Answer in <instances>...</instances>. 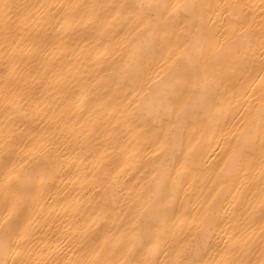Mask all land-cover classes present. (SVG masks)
Listing matches in <instances>:
<instances>
[{
  "label": "bare ground",
  "instance_id": "obj_1",
  "mask_svg": "<svg viewBox=\"0 0 264 264\" xmlns=\"http://www.w3.org/2000/svg\"><path fill=\"white\" fill-rule=\"evenodd\" d=\"M0 264H264V0H0Z\"/></svg>",
  "mask_w": 264,
  "mask_h": 264
},
{
  "label": "rangeland",
  "instance_id": "obj_2",
  "mask_svg": "<svg viewBox=\"0 0 264 264\" xmlns=\"http://www.w3.org/2000/svg\"><path fill=\"white\" fill-rule=\"evenodd\" d=\"M194 232V228L193 227H191L190 229H189V232H188V234L189 235H191L190 233H193Z\"/></svg>",
  "mask_w": 264,
  "mask_h": 264
}]
</instances>
